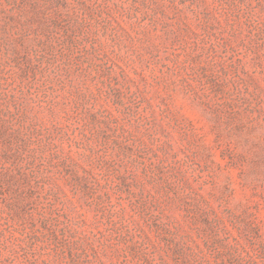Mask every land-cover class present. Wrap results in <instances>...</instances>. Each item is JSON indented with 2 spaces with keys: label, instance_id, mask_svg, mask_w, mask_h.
Returning <instances> with one entry per match:
<instances>
[{
  "label": "rangeland",
  "instance_id": "rangeland-1",
  "mask_svg": "<svg viewBox=\"0 0 264 264\" xmlns=\"http://www.w3.org/2000/svg\"><path fill=\"white\" fill-rule=\"evenodd\" d=\"M0 264H264V0H0Z\"/></svg>",
  "mask_w": 264,
  "mask_h": 264
}]
</instances>
